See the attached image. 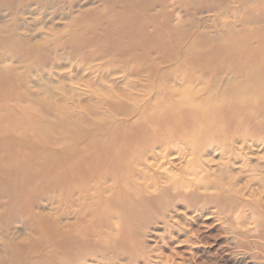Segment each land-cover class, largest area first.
<instances>
[{
    "label": "rangeland",
    "instance_id": "obj_1",
    "mask_svg": "<svg viewBox=\"0 0 264 264\" xmlns=\"http://www.w3.org/2000/svg\"><path fill=\"white\" fill-rule=\"evenodd\" d=\"M127 2L65 0L52 10L40 8L41 0H0V145L6 148L0 149L3 168L29 161L30 148L34 146L38 147L37 154L43 147L48 148V143L58 149L60 142L51 139H63L61 147H68L69 154L75 155V164L82 162L84 166H91L97 159L110 161L115 157L116 164L122 163V174H127V168L136 166L134 161L141 150L137 142L140 132L133 131L128 136L122 128H96L89 121L75 124L72 117L57 120L54 101L44 93L47 88L60 94L59 87H64L78 92L80 100L95 105L98 99L80 85L82 79L92 78L90 80H96L97 85L92 84L102 87L98 77L108 75L104 85L121 90L126 87L125 73H138L142 62L147 66L146 61L152 59L163 66L165 64L161 61L167 54L182 53L181 50L191 48L195 54L198 50L218 49L217 61L211 63V60L194 53L178 59L196 63L199 58L198 62L206 65H240L243 68L237 73L228 70L224 74L223 84L240 89L249 97L254 94L251 83L243 82L240 75L251 73L254 68H262L260 73H264V0H129L131 7ZM140 3L149 4L154 9L146 11L142 6L138 7ZM133 12H140L141 19L152 17L138 43L123 31L124 19L132 17ZM74 17H79L77 25ZM117 21L120 22L115 30ZM132 23L136 24V20ZM86 24H93L95 29L89 31L81 27ZM73 29L81 30L85 37L93 38L95 42L88 49L84 45L86 52L79 59L74 55L77 50L71 38ZM145 38L150 39L147 47ZM43 54L47 59H40ZM83 66L90 68L83 69ZM188 72L186 69L173 74L184 78ZM134 78L133 81L143 79ZM229 78L234 80L229 81ZM211 79L207 76L195 81V88ZM249 106V115L264 116V107L256 109V101ZM145 116L147 114L127 116L107 112L105 118L111 122L124 121L125 130L129 124L143 123ZM89 119L95 121L96 117L89 115ZM26 146L30 152L26 151ZM120 148L122 154L117 152ZM45 153L49 152L41 155L45 156ZM203 154L212 175L202 178L200 185L208 189L197 190L194 186L192 191H198L194 196L175 198L171 208L158 210L154 207L144 209L135 196H127L122 198V206L129 204L131 212L122 211V219L117 209L110 208L111 227L107 228V235H122V251L95 249L89 252L78 248L73 254L66 248L60 254L61 250L54 248L53 253L47 250L46 255L52 256L55 264H88L83 262L87 257L102 261V264H264V187H259L252 196L245 191L239 194L237 180L214 175L220 167L215 149L207 148ZM82 156H89V160H83ZM38 158H34L35 162ZM246 158L250 164L258 165V172L264 171V151L249 154ZM50 164L51 159L46 158V165ZM175 165L178 168L180 163ZM100 167L96 173L89 172L88 177L100 180L104 175ZM177 168L175 174H179ZM106 171L111 173L109 168ZM255 174L257 179L262 176ZM49 181L41 177L34 180L33 184L42 191L30 189L25 182L22 184L21 201L16 202L19 215L10 220L16 231L25 232V236L37 237L25 228L24 231L17 221L26 214L33 217L42 205L54 212L63 192L70 191L64 189L59 193V188L42 189V184ZM113 181L112 178L109 182ZM72 186L76 187L77 183L73 182ZM131 190L133 192L134 188ZM218 195L221 198L215 201L212 197ZM201 204L208 205L202 211H195ZM158 211L166 213L168 224L157 219ZM68 212L71 216L65 222L71 218L76 220L77 217L72 215L80 214L79 210ZM142 213L145 220L138 223ZM95 230L96 226H92L91 232ZM94 242L103 244L105 239L95 238ZM31 251L25 245L6 252L0 239V264H47L39 259L40 251L37 255ZM121 255L122 259H117Z\"/></svg>",
    "mask_w": 264,
    "mask_h": 264
},
{
    "label": "bare ground",
    "instance_id": "obj_2",
    "mask_svg": "<svg viewBox=\"0 0 264 264\" xmlns=\"http://www.w3.org/2000/svg\"><path fill=\"white\" fill-rule=\"evenodd\" d=\"M41 1L40 8L47 7L52 10L65 3V0ZM131 6L132 4L129 3V7ZM141 6L146 11L154 9L153 6L145 3L138 4V7ZM131 16L124 19L123 31H126L138 43L141 35L147 31L152 17L141 19L140 12H133ZM78 18L74 17L76 25ZM132 20H136V24L132 23ZM119 22L117 21L115 30ZM81 27L89 31L95 29L93 24ZM107 28L110 27L107 26ZM71 34L77 50V52L74 50V55L78 59L86 52L84 45L87 49L95 45L93 38L85 37L79 29H73ZM144 41L146 47L149 46L150 39L145 38ZM152 43L155 44V41ZM181 51L182 53L167 54L161 61L165 64L163 66L156 60L150 59L146 61L147 66L143 62L140 64L138 73H133L134 75L125 73L124 82L128 89L125 87L119 90L115 86L104 85L108 75L98 77L102 87L96 86L97 81L90 80L92 78L82 79L83 82L80 85H84L85 90L98 99L95 105H90L86 100H80L81 95L78 92L66 90L64 87H59L60 94L53 93L48 88L44 89L43 86L40 87L54 101L53 105L58 110L57 120L72 117L75 119V124L89 121L96 128L105 127L106 130L111 127L112 129L122 128L128 136L131 132L138 131L141 137L137 142L141 145V150L134 161L136 166L127 168V174H122V163L116 164L115 157L110 161L97 159L91 166H84L82 162L75 164V155L69 154L68 147H61L64 143L63 139L55 141L51 139L52 142H60L57 145L58 149L48 143L49 147H43L40 154H37L38 147L30 148L31 159L23 162L22 165L16 167L7 165L3 168L0 164V239L6 247V252H11L14 247L22 248L28 245V248L32 250L31 253L35 252L37 255L40 251L39 259L42 262L55 264L52 256L46 255L47 250L53 253L54 248H59L60 254L64 253L63 249L66 248L73 254H76L78 248H84L89 252L95 249L122 251V235L117 233L107 235V228L111 227L112 209L110 208L117 209L122 219V211L131 212L129 204L122 206V198L127 196H135L144 209L154 207L158 210L162 207L171 208L175 198L185 199L194 196V193L198 192L192 191L194 186L197 190L208 189L200 185L202 178L212 175L203 154L204 151L206 153L207 148L215 149L217 160L220 162L218 172L214 175H226L237 180L239 194L245 191L248 196H252L259 187H264V171L258 172V165L250 164L246 158L249 154L256 152L260 154L264 151V116L254 117L248 114L249 104L253 100L257 103L256 109L264 107V73H260L262 68H254L251 73L240 75L243 82L252 85L254 94L249 97L248 94L240 92V89L223 84L224 74L228 70L237 73L243 68L242 66L226 64L221 66L218 63L206 65L199 63V58L196 63L186 62L178 58L195 54V51L191 48ZM217 53L218 49L198 50V54L195 55L211 60L212 63L217 61L215 59ZM40 59H47V57L43 54ZM89 68L83 66V69ZM186 69L189 70L187 77L180 78L173 74ZM133 76H135L134 79H143L133 81ZM207 76L212 77L210 82L195 88L194 82ZM232 80L234 78H229V81ZM106 111L117 115L147 114V116L140 125L129 124L124 130V121H108L105 118ZM89 115L95 116V121L89 119ZM2 148L5 147L0 145V149ZM25 149L30 152L29 146ZM44 152L49 153H45V156L41 155ZM117 152L122 154V148ZM38 156L35 162L34 158ZM170 157L176 161L171 160ZM46 158L51 159L49 166L46 165ZM82 159L88 161L89 156H82ZM176 162L180 163L178 168L175 165ZM99 167L104 174L100 180L88 177L89 172L96 173ZM106 168H109L111 173H108ZM175 168L179 170V174H175ZM256 172L262 175L259 179L255 177ZM38 177L45 181H49L50 178L55 179L54 182L43 183L44 190L59 188V193L64 189H70V191L63 192V197L60 203L58 202L59 206L54 212L48 211L42 205L33 217L26 214L17 221L21 228L35 233L37 237L34 238L29 234L25 236V232L16 231V226L12 225L10 219H15L19 215L16 202L21 201L24 182L30 189L42 191L33 184ZM112 178L114 181L110 183ZM73 182L77 183L76 187L72 186ZM132 188H134L133 192ZM212 198L219 201L221 197L218 195ZM68 204L71 205L67 207ZM205 205L208 204L199 205L195 211H202ZM77 210L80 214L72 215L77 219L71 218L65 222V219L71 216L68 211L74 213ZM143 214L138 217V223L145 220ZM157 219L166 221V213L158 211ZM114 223L118 226V221ZM165 224L168 222L166 221ZM92 226H96L94 232H91ZM95 238L105 239V242L97 244L94 242ZM19 253L22 254L21 251ZM117 259H122V255ZM83 262L102 264V261L88 257Z\"/></svg>",
    "mask_w": 264,
    "mask_h": 264
}]
</instances>
